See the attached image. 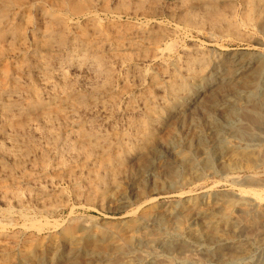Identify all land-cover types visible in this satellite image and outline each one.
Here are the masks:
<instances>
[{"label": "bare ground", "instance_id": "obj_1", "mask_svg": "<svg viewBox=\"0 0 264 264\" xmlns=\"http://www.w3.org/2000/svg\"><path fill=\"white\" fill-rule=\"evenodd\" d=\"M113 1L114 11L103 13L110 22L102 24L99 8L94 6L93 0H0V223L10 226L15 231L12 232L14 235L21 230L35 229L38 233L46 230L39 219L53 217L57 211V208H53L54 182L48 176L58 173L61 167L72 162L80 166L83 163L82 167L91 165L95 169H102L104 175L119 169L124 159L133 155L136 167L145 168L156 158L161 145L179 139L176 125L166 120L168 114L180 105L183 108L188 99L197 102L203 98V93L198 90L204 86L205 74L218 65L223 67L226 84L221 86L216 95L202 100L207 117H212L214 107L224 109L227 117L223 124L214 120L205 121L208 127L222 132L213 143L217 154L223 157L227 155L229 162L241 161L235 152L233 138L252 137L251 131L248 133L241 122L246 120L255 125L264 120V90L261 84L262 80L264 82V61L232 57L234 54L210 56L197 50L184 52L182 60L173 64L172 68L169 67L171 69L157 72L152 78L151 91L127 103L120 114L114 112L116 98L110 99L108 94L112 90L115 71L126 62L148 61L144 57L138 59L139 56L135 59L132 51L140 48L155 49L160 53L153 56V59H164L163 52L168 50V41L174 37L175 29L180 26L200 28L201 25L218 28L225 21V8L224 0H169L170 5L168 0ZM241 1L244 5L240 15L243 26L249 28L264 25V0ZM109 14L113 16L112 19L107 16ZM235 24L230 22L226 27L234 29ZM8 40L13 45H20L18 52L12 56L17 60L16 64L4 59L3 44ZM252 67L255 69L246 79L240 77L241 71ZM227 92L233 99L221 104L218 95H226ZM100 113L117 114L120 118L119 123H113L110 133L95 125L93 119ZM231 119L234 121L231 122ZM206 142L207 136L202 130L193 131L190 138L185 137L180 141L186 150L195 143L207 156ZM229 152L230 156L226 154ZM209 160V157L205 159L206 165L210 164ZM6 162L10 165L9 170H6ZM100 177L97 175L96 179H100L102 188L93 187V184L89 190L116 199L123 187H119V182L110 178L111 181L106 183L109 186L105 188V175ZM248 182L254 185L258 181L249 179ZM75 190L77 195H84L81 190ZM243 192L253 195L250 189ZM141 193L136 190V199L141 197ZM258 195L254 193L253 196ZM213 196L203 194L202 198L191 197L178 212L172 213L167 219L154 216L155 213L152 214L149 209H142L128 223L106 222L97 230H87L73 222L71 226L63 227L58 235L64 243H68L71 250L78 243L85 242L95 248L92 255L112 256L102 260L101 264H125L124 256L128 254H133L142 263L145 254L154 255L158 251L157 245H161L159 249L169 256L185 249L172 240L182 238L184 231H187L186 235L190 238L204 240L208 244L230 234L235 235L231 231L240 224L257 227L264 221V207L257 212L253 211L256 207L252 199L242 194L237 200L226 199L225 212L221 211L224 212L221 219L217 217L219 220L214 222ZM203 206L206 211L202 209ZM217 208L216 211L219 210ZM194 212V216L202 215L204 222L191 228L194 225ZM174 218L175 221L170 220ZM42 241L25 246L21 254L23 262L45 264L41 257L43 253L40 252H44L47 245L55 244ZM6 252L5 256L8 255ZM238 256L225 257V262L232 264L240 260ZM66 257L64 261L50 258L51 264H73L77 261L70 253ZM7 258L1 260L11 264L6 261Z\"/></svg>", "mask_w": 264, "mask_h": 264}, {"label": "rangeland", "instance_id": "obj_2", "mask_svg": "<svg viewBox=\"0 0 264 264\" xmlns=\"http://www.w3.org/2000/svg\"><path fill=\"white\" fill-rule=\"evenodd\" d=\"M223 2V7L225 8V13L223 12L225 21L220 27L217 28L216 26H207L208 29L206 26L202 27V25L200 28L178 27V29H175L174 37L168 41V50L163 52L165 54L164 59H159V61H155L153 59V56L157 55L158 52L160 53V51H156L155 49L140 48L131 52L135 59H141L144 57L148 61L147 63H137L136 61L126 62L119 70L115 71L113 79L114 83L111 87L112 90L108 94L110 99L112 97L116 98L117 104L114 107V112H119L117 114H120L124 111L127 103L129 104L135 99L144 96V93L151 91V86L153 84L152 78L156 76L157 72H160L162 69H171L173 64H177V61L180 62L182 60L181 58H183L184 52L197 50L204 54L208 53L210 56L234 54L232 57L237 56L240 59L250 58L253 61H256L257 59L264 61V25L259 24V27L254 26L249 28L247 26H243L240 19V15L244 9L242 1L224 0ZM167 3L169 4V0ZM93 4L95 7L99 8L98 14H101L100 17L102 19V24L110 22L109 19H105L106 16L103 13L109 11L113 12L114 9L112 10V8L114 7L115 2L113 0H93ZM228 10H230V12ZM107 16L110 17V19L113 17L111 14ZM74 22L77 24L76 21ZM230 22L236 23L234 29L229 30L226 27L230 24ZM229 31H232V33H228ZM19 48L20 45L19 47L17 44L13 45L11 40L5 41L3 44V50L5 51L4 59L8 63L16 64L15 62H17V60H14L12 56L18 52ZM172 61H174V63H172ZM221 67L222 66L218 65L215 69H210L205 74V87L203 86L202 89L198 90V92L203 93V98L198 99L197 102H193L188 99L183 108H181L180 105L168 114L166 120L176 125V131L179 135V139L170 141L163 146L161 145L156 158H153L147 164L146 167L148 168H143L142 166L136 167L137 165L134 161V156L130 155L124 159V163H122L123 165H120L119 169H115L114 171L104 174L105 177L102 175V169H95L91 165L82 167L83 163H81L80 166L79 164L76 165L77 162H72L69 165L61 167L58 173L56 172L54 174H50L48 179L53 181L55 186V195L52 197L54 200L53 208H57V211L53 217L43 220L39 219V221H41L46 228V230L42 233H38L35 229H33L31 231L21 230L19 233L14 235L13 233L15 231H12L10 226L0 223V263L5 264L2 260L4 257L6 258L8 256L6 261L11 262V264H31L26 261L23 262L21 254L25 251L27 246H31L32 244L34 245V243L36 244L37 242L43 240V243L52 242L55 244L54 246L47 245L48 248L47 246L46 248L48 250L45 248L44 252H40L43 253V256L41 257L43 258V261H45V264H51L50 258H53L54 261H64L67 259L66 255L68 253L75 256L77 259L75 262L76 264H101L102 260H106L107 258L110 259L112 256L107 257V255H92V251L95 248L92 245H87L85 242H80L81 244L78 243L79 245L71 250L67 246L68 243H64L58 234L62 231V229L71 226L73 222L81 224L82 228H86L87 230H97L106 222L118 224L128 223L133 221L139 210L142 209H149L151 210V213L153 212L152 214L155 213L154 216H160L167 219L172 213L174 214L175 212H178L184 206V202H186L187 199H190L191 197L202 198L203 194L214 195V210H212V212H214V222L221 219V215L225 212L224 207L227 206L225 200H237L242 194L246 198L249 197L252 199L251 201L256 207L253 211L257 212L261 210L264 207V160L261 161L262 158L264 159V153H262V151L264 152V120L255 125L246 120L241 122L242 127H245L244 129H246L248 133L251 131L250 133H252V137L250 136V138H252V140L249 137H244V139L233 138L236 146V150H234L239 155L240 159H242L239 162L232 160L229 162V157H227V155L224 154L223 157L220 153L217 154L218 152L215 151L213 143L219 139L222 132L220 133L215 128H212L211 126L208 127L209 125L205 124V121L207 120H214L219 122V124H223V121L227 120L226 114L224 113L225 110L221 109V107H214V110L211 111L213 112L212 117L211 115L210 117H207V111L204 107V103L202 102L203 99H209L213 94L216 95V92L219 91L221 86L226 84L222 69L223 67ZM254 69L255 67L250 69L248 68L247 70L241 71L242 73L240 72L239 75L240 77L242 76L246 79V76H249ZM261 84L263 87L262 90H264L263 80L261 81ZM38 89L40 90L41 88L38 87ZM44 96L46 97V95ZM218 96H220L219 99L220 103L222 102L221 104L229 102L233 99L231 94L228 92L226 95ZM111 109L109 108V110ZM180 110L182 113H180ZM117 114L114 116V114L103 115L100 113L97 117H94L93 120L98 128H101L104 132L109 131L110 133L111 127L114 126L113 123L115 121H118L119 123L120 121ZM115 117L119 118V120ZM177 117L179 118L177 119ZM233 121L234 120L231 122ZM195 130H202L207 136V142L205 144L207 156L203 149L200 147L198 148L195 143H192L190 149H187L188 151L186 150V147H184V144L180 143L183 138H190L191 132H196ZM5 145L6 147L8 146L7 144ZM226 154L230 156L231 152ZM207 157L210 158L209 165L205 164V159ZM184 159L186 163L184 162ZM243 162L245 165L249 163L250 166L247 164L245 167ZM6 165V170H9L10 165L8 162H6ZM249 167L251 169H248ZM0 169L2 168L0 167ZM97 175L101 176L100 178H104L103 183H105V188L109 186L106 185V183L111 181L110 178H112L113 181L119 182V187H123L122 191L120 190L121 193L117 194L116 199H109L100 193H96L94 190H89L92 188L93 184V187L96 186L97 188H102L100 179H96ZM249 179L250 181L253 180L254 182H258L254 183V185L250 184L252 186L251 187L247 184L250 183L248 182ZM232 181H235L236 183ZM142 188L145 189L143 190ZM75 189H78L79 191L81 190L80 192L84 193V195H77L75 193L77 190ZM249 189L253 190V195L254 193L259 194L257 197L260 199L257 200L256 196L254 197L251 194H245L243 192V190ZM136 190L138 192H142L139 199H136L134 196L136 194ZM92 193L94 194L92 195ZM219 205H221V207ZM216 206L218 207L217 210L219 209L220 211H216ZM137 207H139V209H137ZM202 209L206 211L204 206ZM194 214L195 212L192 215V223H194V225H192L191 228L198 227L197 224L204 222V219L201 217L202 215L194 216ZM217 217L219 219H217ZM170 220L175 221L176 218ZM173 221H170L169 223H172ZM55 222L57 226L55 225ZM242 225L243 224L238 225L234 228L233 232L231 231V233L235 235L230 234L226 237L227 239H217L219 241H215L213 243L210 242L208 244L204 240L198 239L199 241H197L196 239L190 238L186 235L187 231H184L183 233H185V235L182 236V238H172V240H174L177 244L186 247L185 249L176 251L174 252L175 254L169 256L159 249L161 245H157L158 251H156L154 255L145 254L144 258H142V263L140 261L138 262L133 254H128L124 256L125 264H228L225 262V257L230 258L237 255H239L238 257L240 260L232 264H264V221L257 225V227H247L245 225H243V227ZM12 235H14V238ZM54 240L55 242H53ZM5 248L7 250H4ZM5 251H7V256L4 254ZM233 251L235 252L234 254L231 253ZM65 252L68 253L65 254ZM218 252L219 254H217Z\"/></svg>", "mask_w": 264, "mask_h": 264}]
</instances>
